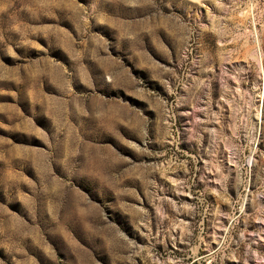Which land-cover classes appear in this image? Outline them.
<instances>
[{"label": "rangeland", "instance_id": "rangeland-1", "mask_svg": "<svg viewBox=\"0 0 264 264\" xmlns=\"http://www.w3.org/2000/svg\"><path fill=\"white\" fill-rule=\"evenodd\" d=\"M0 264H264V0H0Z\"/></svg>", "mask_w": 264, "mask_h": 264}]
</instances>
